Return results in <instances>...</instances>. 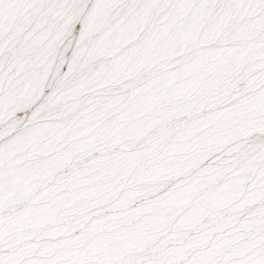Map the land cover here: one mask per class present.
<instances>
[{"label": "snow or ice", "instance_id": "6c2138e0", "mask_svg": "<svg viewBox=\"0 0 264 264\" xmlns=\"http://www.w3.org/2000/svg\"><path fill=\"white\" fill-rule=\"evenodd\" d=\"M0 264H264V0H0Z\"/></svg>", "mask_w": 264, "mask_h": 264}]
</instances>
